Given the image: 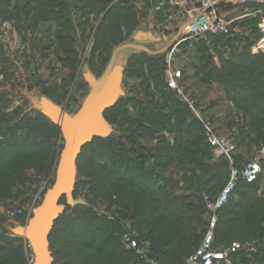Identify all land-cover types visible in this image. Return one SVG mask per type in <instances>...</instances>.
Returning a JSON list of instances; mask_svg holds the SVG:
<instances>
[{
  "label": "trees",
  "instance_id": "1",
  "mask_svg": "<svg viewBox=\"0 0 264 264\" xmlns=\"http://www.w3.org/2000/svg\"><path fill=\"white\" fill-rule=\"evenodd\" d=\"M37 1L43 15L52 16L60 21V23L70 20L76 44L75 55L78 66L81 59L82 45L90 37V32L87 35L83 34L81 27L76 21L82 33L81 40H77L76 28L70 15L72 8L70 4L66 8L64 4L65 0ZM120 2L121 0H110V2L109 0H89V3H87L90 8L89 12L93 14L101 10V5H105L103 13L100 15L102 19L97 20L98 22L94 23L92 28L95 39L91 46L89 57L86 59L87 64L85 65L97 76L100 75L111 54L107 52L105 59L100 64L99 71H97L95 64L92 62L94 53H91L97 44V35L101 34L106 38L112 34V30H118L120 33L122 25H126V23L122 22L130 18V16H134V13L128 8L118 11L119 7L116 6L117 8L114 7L116 10H107L108 4L115 6L119 5ZM57 6H59L58 10L55 9ZM65 14L69 20L64 17ZM239 23L250 31V37L246 39L249 41L246 42L236 60H234L233 55L228 59L220 58L222 68H214L215 71L211 70V73L226 86L234 87V85H238L239 89H244L248 92L246 95L241 94L240 97L246 100L245 103L252 117V124L260 125L262 124V120H264V105H260L264 104V61H262L264 51H261L260 54L256 52L258 51L256 49H261L262 47L264 49V42L262 41L261 32H259L261 36H255L256 31L260 30L258 22L239 20ZM208 36L213 41L219 37V35ZM129 39L126 41H129ZM200 40L193 42H198L196 45L198 49L206 51L207 48H205L204 43ZM187 43L189 42L184 44ZM146 45L151 49H157L155 43L148 42ZM126 52V60L130 62V68L132 69L134 65L141 66L146 61L151 63L159 62L160 66L157 72H153V68H148L147 70L149 77L154 79V81L156 80V82H152L153 91H157L158 93L166 91L165 94L169 98L173 101L175 100L188 112L189 108L187 105L181 102L174 92L167 87L165 80H162L163 68H161V65L163 64L164 54L150 56L133 49H129ZM205 58L210 61L211 56L209 55ZM134 69L136 68L134 67ZM159 69L162 74H160ZM140 72L137 76L142 79L143 71ZM144 79L145 77L141 81ZM241 79L243 81H239ZM139 86L147 92L146 98L152 101L156 99V94L152 91L148 92L149 86ZM261 86L262 88H259ZM125 91L126 95L119 98L117 103L107 109L104 114L105 118L114 126L113 134L107 138H94L83 147V149L87 148L90 144H93L95 141L97 142L87 153H84L82 149L76 164L77 174L80 178L76 180L74 188V197L78 198L79 186L83 183H88L91 195L100 192V196L103 199L110 202V204L116 205L117 208H124L125 211L116 217L100 214L92 209L89 201L86 199L87 197L84 198L85 204L68 206L55 221L49 235L52 254L58 257V263L54 262L55 264H112V262L116 261V264H150L140 259L132 250L125 248L121 242V234L124 231V223L126 221L130 223L131 229L136 231L139 241H148L151 257L157 264H182L196 249H192L198 239L197 227L194 223L198 222L199 218L206 214L202 195L217 194L226 182L228 175L227 164L224 160H215L212 165L205 166L204 174L208 179L207 185L203 187H205L206 191L197 186L189 194H174L166 187V183L162 184V178L160 179L161 172H155V174L153 169L154 167H158L163 171L164 167L159 165L158 158L151 154L150 150L149 152H145L141 148L133 132L137 129L138 124L133 121L135 124H131L133 126L132 131L125 135L121 129L115 128V125L118 124L108 117V113L115 109L120 99H124L122 103L124 107L129 101L133 100L135 103L138 100L136 99L138 98L137 95H132V98H128V90ZM171 93L175 97L170 96ZM123 113L126 115L125 108H123ZM35 114L39 117H44L37 111H35ZM189 116L195 123V127L199 130L198 136L203 140L204 148L208 152V158L212 160L209 146L206 142L205 131L200 121L192 117L191 114ZM125 117L128 119L127 115ZM178 123L179 125H183L185 120L180 119ZM51 125L55 129H58L53 123ZM15 128V131L18 132L19 128L17 126ZM54 128L50 130L52 131ZM10 131H13L11 126L6 129L4 135L6 136ZM192 136L190 135L189 137ZM194 138L198 139L197 137ZM0 143L2 142L0 141ZM4 144L11 151H15L12 154L13 158L1 161V167L4 170L12 168L13 162L16 160H29L32 157H37L35 154L37 152L34 149L26 147L12 149L14 147L12 142ZM130 144L132 146H129ZM99 145L106 148L112 156L104 160L106 153L97 148L100 147ZM132 147L138 153H132L134 150ZM163 150H166V148H163ZM8 153L12 152L7 150ZM152 158H154L153 164L150 162ZM148 163L152 164V168L148 166ZM210 167H213L211 172L209 171ZM3 172V170L0 171V177ZM255 181L240 182L232 192V195L243 184H251ZM86 195L88 196L87 193ZM230 200L218 211L215 228L216 243L227 245L233 241H245L258 236L264 238V226H261V223H264V199L259 201L254 200L252 201V205L248 203L249 208L246 205L240 206L237 202L231 205L229 204ZM63 201L64 199H62ZM0 238H3L0 239V264H26L22 242L6 237ZM238 257L237 264H264V243L251 252L250 255L247 256L243 252Z\"/></svg>",
  "mask_w": 264,
  "mask_h": 264
},
{
  "label": "crops",
  "instance_id": "2",
  "mask_svg": "<svg viewBox=\"0 0 264 264\" xmlns=\"http://www.w3.org/2000/svg\"><path fill=\"white\" fill-rule=\"evenodd\" d=\"M156 2L157 0H121L119 5L108 4L107 10H116L114 9L117 8L116 6L119 7L118 11L128 8L135 15L137 31L157 30L158 36L171 38L191 13L167 20L165 13L155 11ZM87 3L89 0L64 1L66 8L69 4L74 8L75 21L81 27L83 34L90 31L94 22V14L89 12ZM198 3L199 0H191L190 6ZM217 7L219 14L226 20L256 21L260 29L263 16L255 13L258 10L257 4H234L219 0ZM55 9L58 10L59 6ZM64 17L68 19L66 14ZM24 27H31L34 34L25 53L15 59L9 50L10 37ZM5 33L8 40L3 42L0 38L1 124L4 115H7L8 120L20 117L21 114H7L9 108L7 103H13V97L17 94H20L22 102L26 99L25 91L46 95L57 104H62L69 95L76 101L83 98L87 84L82 78L84 67L79 74L76 63V44L70 20L60 23L52 16L43 15L37 0H0V35ZM219 37L215 41L210 36L200 40L207 48L206 51L196 47L198 42L182 45V47L187 46L182 48L183 50L179 47L180 53L178 52L174 62L183 72L186 87L197 96L196 101L201 113L214 122L218 132H234L237 140L236 161L245 163L250 159L260 158L264 168V120L260 125L252 124V117L247 107H244L246 100L240 97L239 90H235L233 86H226L211 73V70L215 71L214 68H222L220 58L228 59L233 55L236 60L249 40L230 34H222ZM262 41L264 42L263 35ZM209 55L210 61L205 58ZM200 56H203V59L197 63L196 59ZM162 66L165 67L164 60ZM140 79V77H123L122 86L126 84L127 88H130L133 84H138ZM72 85L75 87L73 92L66 93L68 87ZM165 92L154 91L153 93L156 94L154 101L146 98L147 94L146 97L138 96L135 103L133 100L129 101L125 104L126 115L138 124L137 129L133 131L136 139L145 152L150 150V153L158 158L159 165L164 167L165 180L179 191L175 192L176 194L190 193L197 186L205 190L203 186L207 185V176L197 180L193 172H199L202 166L212 165L215 160L208 158L203 140L198 136L199 130L187 110L169 98ZM131 96L128 95V98ZM237 112H242L243 118L240 123L235 124L233 116ZM180 119L185 120L183 125H179ZM127 125H123V128ZM128 126V130L121 128L125 135L133 128L131 125ZM5 131L6 129L0 127V139L5 136ZM190 135L193 136L189 137ZM149 140H152V143ZM153 160L154 158L150 159L152 164ZM230 199L229 204L237 202L238 205H246V207L248 203L252 205L254 200L264 199V172L254 183L243 184ZM261 226H264L263 222ZM24 260L26 261L25 253Z\"/></svg>",
  "mask_w": 264,
  "mask_h": 264
},
{
  "label": "built area",
  "instance_id": "3",
  "mask_svg": "<svg viewBox=\"0 0 264 264\" xmlns=\"http://www.w3.org/2000/svg\"><path fill=\"white\" fill-rule=\"evenodd\" d=\"M190 1L191 0H157L155 5V11L165 13L167 20L191 13V16L186 20L188 23L183 28L176 44L173 45L166 55V62L168 63L166 70V85L175 91L179 100L191 109L193 117L200 121L205 131L206 142L209 146L212 159L224 160L227 164L228 175L224 186L217 194L202 195L204 209L207 215V229L199 246L182 264H237L240 253L244 252L247 256L250 255L251 252L255 251L264 243V238L258 236L250 240L233 241L227 245L217 244L215 241V228L218 211L227 204L232 196V192L240 182L255 181L256 178L264 172V168L260 158H253L245 163H238L236 161L235 152L237 150V140L234 132L220 133L215 128L214 122L211 119L202 116L201 111L195 108V100L190 97L189 93L186 91V87L181 83V70H172L170 59L178 54L179 51L176 47L185 42L198 41L208 35L218 36L222 34H230L235 37L248 39L250 37V31L241 26L239 23L240 19L226 20L223 18L218 12L217 3L219 0H199L197 5L191 6ZM226 2L234 4H257L258 10L255 13H260L263 16L260 31L264 38V0H226ZM189 6L190 8H188ZM70 15L76 28V38L80 41L82 33L75 21L74 8L71 9ZM152 33L154 36H158L157 30ZM33 34L34 32L31 27H24L10 37L9 50L15 59L25 53ZM0 38L3 42L8 40L7 33L0 35ZM92 44L93 35L91 34L88 40L82 45L81 59L78 65L79 71L86 65L85 60L87 59L86 57H88ZM128 93L140 96L144 94V90L142 87L137 86L128 91ZM80 103L81 100L76 101L72 99L71 96H68L60 105L69 114H74L79 108ZM242 118L243 114L237 112L233 116V122L238 124L242 121ZM47 189L48 188H46V190ZM43 190L44 188L42 191ZM34 207L25 208L8 204L6 208H3L7 225L0 228V237L17 239L22 242L26 264H33L34 262L31 245L26 238L15 235L11 231V228L16 225L26 224L32 215ZM121 242L127 249L132 250L139 256L140 259L150 264H157L151 257L149 244L138 240L136 231L131 229L128 221L124 223Z\"/></svg>",
  "mask_w": 264,
  "mask_h": 264
},
{
  "label": "rangeland",
  "instance_id": "4",
  "mask_svg": "<svg viewBox=\"0 0 264 264\" xmlns=\"http://www.w3.org/2000/svg\"><path fill=\"white\" fill-rule=\"evenodd\" d=\"M100 7H101V10H99L96 14H94V22L92 23L93 25H91L90 31H89L90 35L91 34L93 35V42L95 39V34L92 31L93 30L92 28L94 26V23L98 22L97 20L102 19L101 18L102 16H100V15H101V13H103L105 5H101ZM112 22H115V21H112ZM116 22L119 23L118 20H116ZM122 23H126V25H122V28L120 29L121 34L119 33L118 30H112L113 31L112 34L108 35L106 38H104L105 36H102L101 34L97 35V44L95 46L94 51L91 52V53H94V55L92 57V62L95 64V69L97 71H99V68L101 66L100 64L105 59L107 52L111 53L113 48L117 44L126 41L128 38H132L133 35L136 33L138 25H137V21L135 19V15L130 16V18H128L127 20H124V22H122ZM259 32H261V31L260 30L256 31V34H255L256 37L261 36L259 34ZM165 38H166V42H164L162 44L167 43V41H169V39H171L170 37L168 38L167 36H165ZM162 44H156L157 46H155V47L158 48V47L162 46ZM182 45H184V43L181 45H178L176 47V49L179 50L180 48L182 49V48H185L187 46V45H185L182 47ZM256 50H258L256 52H259L260 54H261V51H264L263 47L261 49H256ZM167 53L164 54V56H163L165 67L161 65V68L164 67L163 72H162L163 75H161V77H162V80L163 79L165 80V82H166V77H167L166 76V70H167V65H168V63L166 62ZM179 53H180V51H179ZM90 56H91V54H90ZM177 57H178V55L176 54V55H174L173 58L170 59L171 60L170 65L172 67V70L173 69L174 70H176V69L181 70L179 68V66L176 65V63L174 62L175 58H177ZM191 57L193 59V56H191ZM202 57L203 56H200L199 59L197 58L196 62L199 63L203 59ZM262 61H264V58ZM85 64H87V60H85ZM124 66L126 69V71L124 73V78L125 77L126 78L138 77L137 75H139V73H141L140 71H143L142 77L143 78L145 77V79L142 81V83L140 81L143 78L140 79V81H138L139 82L138 84L135 83L130 88H127V85L124 84L122 86L124 90L130 91L132 88H135L139 85H141V86L143 85V87H145V86L152 87V88L147 89L148 92L149 91L154 92L152 82H156V80L154 81V79L149 77V73L147 72V70H148V68H153V72H155V71L157 72V69L160 66L159 62L151 63V62L146 61L141 66L140 65H134V67L136 69H134V67L132 69V68H130V62L128 60H126ZM135 70H137V71H135ZM80 73H81V71L79 72V74ZM162 73L160 70V74H162ZM181 73H182L181 83L186 87V85L184 83V76H183L182 70H181ZM157 79L159 80V78H157ZM244 80H246V78H244ZM263 80H264V77H263ZM239 81H243V80L241 79ZM262 84H263V82H262ZM74 88H75L74 85L69 86L68 89L66 90V93L70 94L71 92H73ZM234 88H235V90H239L240 95L241 94H243V95L248 94V92L245 91L244 89H239L238 85H234ZM259 88H262V86ZM85 90H86L85 92L87 93L88 86H86ZM170 90H172V89H170ZM186 91L189 93L190 97L193 100H195V108L201 110L199 108V106L197 105V101H196L197 96H195L193 94L192 90L189 87L188 88L186 87ZM172 92H174V94L176 95L174 90H172ZM146 94H147V92L144 91L143 96L145 95L144 97H146ZM19 95L20 94H17L13 97V100H12L13 103H10V102L7 103L9 108L6 107V108H8L6 112H7V114H9V113H13V114H17V115L21 114L20 117L15 119V120H10V119L8 120L7 115H4L2 124L0 123V127L4 128V129L10 128V126H8V124H11V129L13 130V131H10L2 139H0V141L2 142V143H0V171H2V170L4 171L0 177V228L7 225V220L4 216V213H3L4 209L3 208H6V206L8 204H12L14 206H22L25 208H30L32 206L34 207L35 205L39 204L46 188H49L54 181L55 170H56V165L58 162L59 153L63 147V140H62V137L59 133V130L55 129L51 125L49 120H47L44 117H39L38 115L35 114V111L31 108L29 100L27 99V97H26V99H23V101L21 102L20 100H22V99H20ZM129 96H130V93H129ZM170 96H173L172 93L170 94ZM173 97H175V96H173ZM176 97L179 99V97L177 95H176ZM123 100L120 99V102L115 107V109L108 113V117L111 118V120H113L114 123L118 124V125H115V128H117V129L122 128L123 130H128V128H129L128 125H131V124L134 125L135 123L133 121H135V120L131 119L130 117H128V119L125 117L126 115H124V113H123V108H125L124 105L122 104ZM17 102H19V103H17ZM15 103H17V104H15ZM244 107H247V106H244ZM188 114L189 115L191 114V116L193 117L192 111L190 108L188 110ZM202 116L205 118L207 117L203 113H202ZM122 123H124V124H122ZM126 124H128L127 127L123 128V125H126ZM15 125L19 128L18 132L15 131V129H16ZM51 128H54V129L51 131L50 130ZM11 142L14 144V147H12V149L16 148V147H18V148H24V147L31 148L37 152V153H35L37 157H35V158L32 157L29 160H21V159L16 160L15 162H13V166L9 170L8 169H6V170L2 169L1 161H3L4 159L7 160V159L13 158L12 154L15 151H11L10 149H8L6 144H4V143H11ZM149 142L152 143V140H149ZM96 144H97V142L95 141L93 144H90L89 147L84 148L83 152L87 153L89 151V149H91V147H93ZM7 145H10V144H7ZM129 146H132V145L130 144ZM97 148L100 151H102L103 153H106V157L104 158V160L107 157L109 158V156L110 157L112 156V154L108 153L109 151H107L106 148H103L102 146L97 147ZM129 148H131V147H129ZM133 149L134 150L132 153H134V154L138 153V151L135 148H133ZM7 150H9V152H12V153L7 154ZM14 150H16V149H14ZM148 166L150 168H152L151 163H149ZM205 168H206L205 166H202L200 168L199 172H196V171L193 172V175L197 178V180H201V179L206 177V175L204 174ZM212 168L213 167H210V169H209L210 172L212 171ZM153 170H154V173L155 172L156 173L161 172V174H160L161 177L160 176H158V177H160V179L161 178L163 179L162 184L166 183L167 184L166 187L169 188L170 191H172L174 194H175V192H179L177 190V188H175V186L169 184L165 180L164 169L162 171L161 168L154 167ZM8 175H10V176H8ZM79 178L80 177H78V174H77L76 180H78ZM43 188H44V190L42 191ZM89 189H90V185L88 183L81 184L79 186L77 196H79L78 198H81L83 200H84V198L87 197L86 199L89 201V204L91 205V207L94 211H96L100 214L106 215V216H110V217L111 216L116 217L117 215H120V213H123V211H125L124 208H121V209L117 208L116 205L110 204V202L103 199L100 196V192H96L95 194L91 195V193L89 192ZM86 193L88 194V196L86 195ZM180 194H183V193H180ZM186 194H189V193H186ZM206 219H207V215L204 214L203 217L201 216V218H199L198 222L194 223V225L197 227L196 232L198 234V239H197V242L193 245V248H192L193 250L195 248H197V246L201 242V240L204 236V233L207 229ZM0 239H3V238H0ZM14 240L18 241L17 239H14ZM143 241L145 243L149 244L147 240H143ZM220 245H224V244H220ZM50 250H51V248H50ZM52 255H53V263L54 262L58 263L57 262L58 261L57 255H54V254H52ZM183 259H185V258H183ZM116 262H112V264H116ZM109 264H111V263H109Z\"/></svg>",
  "mask_w": 264,
  "mask_h": 264
},
{
  "label": "water",
  "instance_id": "5",
  "mask_svg": "<svg viewBox=\"0 0 264 264\" xmlns=\"http://www.w3.org/2000/svg\"><path fill=\"white\" fill-rule=\"evenodd\" d=\"M187 23L188 21L184 22L165 44H162L166 42L165 37H156L152 32L138 30L129 41L113 48L98 76L84 66L82 78L88 86V91L74 114H69L60 104L46 95H36L25 91L31 108L53 123L59 129L63 140L52 185L45 191L39 204L33 208L28 222L11 228L15 235L29 241L34 255L33 264H53L49 235L55 221L68 206L85 204L83 199L74 197L77 159L83 147L94 138H107L114 132V126L104 114L107 109L117 103L119 98L126 95L122 87L126 51L133 49L150 56L166 54L176 44ZM148 42L162 44V46L151 49L146 45ZM62 199H64L63 202Z\"/></svg>",
  "mask_w": 264,
  "mask_h": 264
}]
</instances>
